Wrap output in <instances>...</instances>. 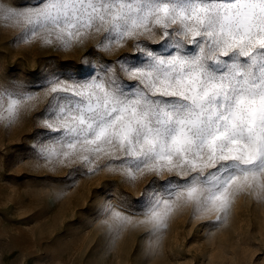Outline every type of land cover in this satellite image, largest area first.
Returning <instances> with one entry per match:
<instances>
[{"label": "snow or ice", "instance_id": "obj_1", "mask_svg": "<svg viewBox=\"0 0 264 264\" xmlns=\"http://www.w3.org/2000/svg\"><path fill=\"white\" fill-rule=\"evenodd\" d=\"M0 22L20 30L13 42L131 49L85 79L47 73L40 126L55 135L32 145L38 159L106 169L133 187L151 177L138 199H118L143 202L135 223L152 234L181 209L222 223L241 194L264 201V0H0ZM38 99L17 82L0 88V122L12 126ZM111 199L103 214L116 231L133 221Z\"/></svg>", "mask_w": 264, "mask_h": 264}, {"label": "rangeland", "instance_id": "obj_2", "mask_svg": "<svg viewBox=\"0 0 264 264\" xmlns=\"http://www.w3.org/2000/svg\"><path fill=\"white\" fill-rule=\"evenodd\" d=\"M7 2L23 9L41 0ZM19 35V29L0 22V88L17 82L39 99L12 126L0 122V264H264V201L247 193L234 201L222 223L214 215L194 218L185 208L169 219L166 230L152 234L135 223L142 218L143 202L126 209L118 199L121 192L138 199L151 177L133 187L106 169L76 174L78 163L53 167L38 159L32 145L55 135L40 126L47 73L85 79L98 64L131 49L96 53V41L89 40L83 47L58 51L38 41L13 42ZM85 56L90 64L81 63ZM70 174L75 178L66 181ZM108 196L107 202L131 216L132 223L109 229L102 207Z\"/></svg>", "mask_w": 264, "mask_h": 264}]
</instances>
